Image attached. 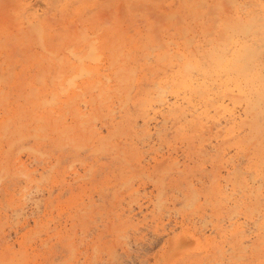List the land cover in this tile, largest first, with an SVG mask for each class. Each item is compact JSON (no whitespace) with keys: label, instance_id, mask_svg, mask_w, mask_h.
Here are the masks:
<instances>
[{"label":"rangeland","instance_id":"374dc122","mask_svg":"<svg viewBox=\"0 0 264 264\" xmlns=\"http://www.w3.org/2000/svg\"><path fill=\"white\" fill-rule=\"evenodd\" d=\"M6 1L8 2L9 0H0V4L4 2V5L1 4V7H3L0 10L2 12H5V10H7L8 8L10 9H8L7 12L9 11L11 13L6 12L7 17L12 14L8 19H13L12 9L10 8V5L12 4L15 5V7L18 5V11L19 13H21L20 19H22L23 16L25 17L23 19H26L27 16H31V14H33V11L38 10L36 14L38 15L39 19H43V26L44 28H46L45 37L48 38L57 31H61L64 35L69 31V29H74L76 31L88 30L87 32L89 33V35L91 34L92 36L97 35L101 37V34L106 31V28L111 33V30L115 29L121 24L120 28H124L123 30H126L125 32L127 35L132 36L135 33L134 36L136 38L142 35L140 37L141 42L144 41V33H148L150 31L149 25H153V28L154 26L156 27L157 25H159V27L161 28V32H158V34L164 36H162V39L164 38L163 40H165L167 38L166 36L168 35L173 36V42L177 41L178 43L182 44L185 40L184 37L181 38L182 35H180L175 27H179L180 24L169 25L170 27H168V25L165 26L166 24L160 25L161 23H165L166 21H164V19L159 16V14H162L163 11L169 13L177 12L176 14L179 13V17L176 19V17L178 16L176 15L174 19L179 20L181 18L180 15L183 13L181 11V8L182 5H184V0H14V3H7L10 5H7ZM209 1L211 2V0ZM238 1H241L242 3L245 2L243 6L247 8H252L254 11H259V4L254 3L257 2L256 0ZM136 2L137 4L135 5ZM120 3L123 5H120ZM118 4L120 5L119 7ZM131 5L134 7L132 8ZM141 5L144 6L142 7ZM149 6L150 8H148ZM4 7H6L7 9ZM15 7L13 6L12 8ZM3 8L4 10H2ZM254 8H256V10ZM118 10L120 12H118ZM77 11H80L82 13H77ZM102 11H106L108 13L105 14L106 12H104L101 16ZM65 13L68 15H64ZM92 13L94 16H92ZM1 14V17L5 16L3 15V13ZM183 14H185L186 20L190 22V27L192 26L189 35L194 36L193 44H201V47L204 49L210 47L208 39L211 38V36L205 35L203 32L199 31L200 28L193 21V16L188 15L186 12H184ZM154 15H156L157 17ZM6 16L5 19H2L5 21L4 30H6V32L14 31L15 33V27L12 26V24L16 23L17 21L14 22L12 20L10 22L13 23H10L9 21V23H7ZM115 16L117 17V19ZM122 16H124V18H122ZM158 18L162 19V22L159 23ZM83 19L87 20H85L84 22ZM118 19L122 22H119ZM155 19H158L157 23L159 24H155ZM116 20H118V23L116 22ZM109 22L113 24L111 25L109 24ZM143 22H147V24ZM6 23L9 24L7 25L9 27H6ZM94 25H97V27ZM114 25L115 28L112 27ZM98 26L100 28H102V26L103 28H105V26L107 27L105 29L102 28V30L99 31L97 30ZM7 28L10 29L7 30ZM49 33L51 34L49 35ZM137 33L138 35H136ZM178 36L180 37L178 38ZM53 41L57 42L55 38H53ZM25 43L28 44V41H26ZM9 46L12 47L14 54V63L17 64H14V68L16 67L15 71L18 72V70L20 71L25 65L24 63H27L25 56H21L22 44L21 46H14L12 44H9ZM28 46L29 52H31V50L37 52L41 51L40 47H38V44H28ZM173 46H175V44ZM182 47H184L183 44ZM258 49L260 51V59L264 62V43H262V45H259ZM137 50L135 54H138V73L139 75H144L145 77H141L142 79L136 82L131 93V103L127 108L122 109V105H120L121 102H119L118 98L114 97L113 100L116 99L114 100L115 102H109V106L104 107L101 110V113H103L104 116L101 114L102 117L100 115L98 116L99 118H97L98 120L94 118L92 122L96 130L98 129V131H101L99 135L103 136L110 134V131L112 130V126L114 124L116 125L120 121L123 122V124L128 129L126 128L124 132L120 134L117 133V135L111 134L113 135L112 142L119 144L120 147H125L127 150L134 154H137L135 157L136 160L134 159V157H132L131 159L129 152L126 154V158L130 159L124 160L122 159L124 155L120 154L121 158L119 156L117 157L115 151L111 149L95 151L92 147H86L79 150L71 146H58L55 144V142H53V138L55 135L50 129L51 127H48L49 125L43 128V131L41 132L43 134V138L36 137L33 132V127H36L37 123L35 121H29L31 113L33 112H31L23 120L26 126L24 127L25 129H21L25 137H22L24 139H21L22 142L19 141L12 150H9L7 140L4 138L0 139V151L3 152L4 150V152L6 153V151L8 150L6 153L7 155L4 154V152L0 153L1 158L2 160L7 159V161H9L8 164H12L9 172L0 168V264H4V261L7 259V264H219L220 260L216 259H219V257L221 258L222 253H225L223 264H260L261 262H263L261 264H264V250H261L259 252L254 249V245L257 244L261 245L264 248V230L258 229L260 228V222L264 223V218H262L264 217V179L262 178V176L264 177V154L262 156L259 149L253 143H250L247 140V137H245V135H247L248 133V128L245 127L246 125H243L242 122L235 125V129H237L239 126H243V129H245H242L240 132L235 133L234 135H232V137L231 135L226 136V134L233 130L234 126L231 124H226L223 119L217 126H212L209 129L205 128L204 132L200 134V137L198 136L199 138H197V133L199 131H197L194 127L185 126V124L187 125V123L184 124V122H186L185 120H183L182 123V120H176V122L174 121V119H171L168 122L167 129L165 130V133L163 134L164 136H162L163 138H161V140H159L156 135L152 133L154 131V121H152V123L154 122L153 124L151 122L149 123V126H152L151 133L153 135H147V128L145 125H143L142 119L147 110L149 109L148 112H150L151 107L155 108L157 107L155 106L157 104H155L154 102V106L152 104L149 105V107L146 105L144 112V110H142V101H140L141 97H143V94L140 92L148 90L149 87L150 89L154 88L156 86V83L153 82V80H159L161 76L164 75V71L159 69V73H154L156 66H154L153 68L152 64H156V62L155 60H153V57H151L152 54L150 55L151 59L149 58V56L148 58L143 59L144 55L142 54L144 53V51ZM140 56L142 58H140ZM22 59H24L25 61ZM144 66L146 68H144ZM147 72L150 74H146ZM27 73H35V69H31L30 71H27ZM27 75L28 74L21 75L16 79V82L12 83L13 86L11 101L13 102V105L20 102L24 104L25 108L29 106L28 102L31 99L30 96L32 95V93H34V91L25 89L27 93L24 94L22 93V88L24 86L16 88L19 86L16 85L17 82L19 80H23L22 77L25 78ZM28 77L29 76L26 77V80ZM150 78L152 79V81ZM6 85L3 86V89L4 91H9L8 89L10 88V86ZM37 85H39V83ZM143 86L146 87L143 88ZM139 90L141 91L139 92ZM138 92L140 94H138ZM18 93H22L21 95H23V97H19ZM28 93L30 94V96H25L28 95ZM96 93L97 92L95 91L94 94ZM90 95V92H86L84 95L85 99L82 96V99H78L79 101L77 100V104L80 106L79 108L84 109L82 111L87 110L86 112L89 113H91L90 111L92 110V105L87 104ZM84 100L86 102H84ZM25 101L26 103H24ZM80 102H82L81 104L84 107L80 105ZM85 105L87 107H85ZM129 109L130 112L128 111ZM210 110L211 111L209 115L214 116V113L212 112H215V110L212 109V107L210 108ZM126 112L129 115V118L127 117ZM106 113L108 117L105 115ZM0 114L1 118L3 112ZM150 114L151 115L148 114L147 118L152 116V113ZM187 119H192V117H188ZM68 122H70V119H68ZM95 122L96 126L94 125ZM131 122H133L132 124H134V126L131 124ZM259 122H262L264 125L262 117L261 119L259 118ZM28 123L31 124L29 125ZM159 123L160 122L158 121L157 126L161 125V123L160 125ZM46 124L47 123L43 122L44 126ZM128 124H130L131 127ZM180 127H185V130H183V132L179 131ZM187 127H189V129ZM48 128L51 131L48 130ZM133 128L134 131H132ZM184 133H186V135ZM124 134L125 136H123ZM191 135L194 138L190 137ZM216 138H219L220 140ZM237 138H241L242 141L238 143L240 144V146H237L239 148L236 147V149H234L236 145L233 144ZM170 142H172V144ZM202 145L204 146V148L202 151H200ZM212 145L213 147H211ZM241 147L244 150H241ZM169 150H171L172 153ZM243 151H246V153H244ZM29 152L32 153L30 154L32 156L29 155ZM255 157L257 158L256 161ZM261 157L263 159H260ZM18 158L21 160V166H23L27 172H32L34 178L31 182L28 181L24 174L20 172L18 174L14 173L15 171L13 170V167H15L16 165L13 164L17 163ZM13 161H15V163ZM232 162L234 163V165L236 163H239L236 164V166L239 167L240 165V168L243 169V172L245 171L243 174L245 177H240V180L243 181V185L245 187L243 188V190L239 189L240 191H242V193L237 191L236 198L234 195L233 200H240L238 203L240 204L241 210L244 215H252L248 208V204L249 207L257 206L261 211H263L260 216H258L259 214L257 216H254L257 225L256 227L254 223L250 222L254 220L253 217L252 219L250 218L248 220L245 219L241 214L239 217L241 220L239 219L240 221L238 220V222L236 221V217H234V219L231 218L233 216L231 212L234 204L227 205L225 199L227 198L226 195L230 196L229 192L231 191L232 184L229 183L233 182L234 178H231V176L226 173L227 171L225 166L228 163ZM157 163L160 164L156 165ZM229 165L230 164H228V166ZM251 167L253 168L251 169ZM49 168L52 169L48 170ZM118 168L121 170H119ZM228 168L231 169V167ZM259 169H261V171ZM123 170L124 173L122 174L121 172H123ZM258 170L261 172V176ZM251 175H257V177L260 176L259 179L256 177L258 180H260V182L253 181V176ZM228 178H230L229 180L231 182L227 180ZM216 179L219 181V184L221 186L220 189H222L221 191H223L225 194H222L220 196H216L218 195L216 194L213 195V197H210L212 195L209 191L212 190L213 181ZM246 180H248V183L252 182L249 183V185H251L252 187L249 186L248 183L246 184L248 186L245 185V183L247 182ZM36 182L38 183L37 186L35 184ZM31 186L33 187L31 188ZM257 186L261 188V194L258 195V200L255 197L257 193L256 190L258 189ZM29 187L30 189H27ZM37 187L38 190H36ZM26 189L31 193L28 194L29 191L27 193ZM195 189H197V196L199 194V196H196L195 198L198 199L193 198V190ZM249 189L251 192H249ZM242 194L244 196H246L247 194L249 195H247V197H243ZM31 197H34V200L39 201V208H36L35 205L32 204L33 199ZM217 199L219 200L218 203L220 205L217 203ZM224 204H226L227 206ZM218 209L220 210L218 211ZM246 211L247 213H245ZM17 213L19 214L17 215ZM230 218L232 220H229ZM237 224H241L242 230H245L247 228L244 231L245 236H248L246 239L244 238L245 244H248V248L245 249V252L241 251L240 240L242 239L240 238V235L237 236L238 238L236 237L232 239L229 234L232 228ZM217 231H220L222 233L224 232L223 234L226 235L220 237ZM191 233H195L196 237L200 236L198 238V240L201 239L199 243H197L195 239H191L189 241L190 243L186 242L182 244L181 242L177 243L178 241L175 243V236H180L181 240L184 241L186 238L185 236H188V234ZM217 234L219 236H217ZM248 238L250 239L248 240ZM203 242L206 243L205 246L204 244H201ZM235 242L237 243L235 244ZM229 245L232 246V251ZM236 247H238L239 249ZM230 253H233V257L231 259L229 258ZM215 260L216 262H214Z\"/></svg>","mask_w":264,"mask_h":264},{"label":"bare ground","instance_id":"6f19581e","mask_svg":"<svg viewBox=\"0 0 264 264\" xmlns=\"http://www.w3.org/2000/svg\"><path fill=\"white\" fill-rule=\"evenodd\" d=\"M50 1H52V0H50ZM126 1H128V0H126ZM251 1H253V0H251ZM256 1L257 2H254V3L259 4V6H260V7L258 6L259 11H254L252 8H247V7L243 6L245 2L242 3L241 1H238V0H226V1L225 0H221V1L211 0V2L209 0H191V1L184 0V3H183L184 5H182V8L180 7L182 9L181 11L183 13L186 12L188 15L193 16L192 17L193 21L200 28L199 31L203 32L205 35L211 36V38L208 39V43L210 44V47H208L206 49L202 48L201 44H198V43L193 44L194 43V40H193L194 36L189 35V33L191 32L192 26L190 27V22L186 20L185 14H183V13L180 15L181 18L179 20H176L179 17V15H178L179 13L176 14L177 12L176 13L175 12L169 13V12L163 11V13L159 14V16L161 18H163L164 21H166L165 23H161L160 25L166 24L165 26L168 25V27H170L169 25L180 24L179 27H177V26H175V27H176L177 31L180 33V35H182L181 38L184 37V39H185L182 43L184 45V47H182V44L178 43L177 41L173 42V36L172 35H168V36L165 35L167 38L165 37L166 38L165 40H163L164 38L162 39L163 35L161 36L158 34V32H161L160 31L161 28L159 27V25H157L160 22H162L161 21L162 19H160V18H158L159 23H157L158 19L157 20L155 19L156 23L153 21L157 25L156 27L154 26V28H153V25H149L150 27L148 26L150 28V31L148 33H144V35H143L144 41H142V42L140 41V39H141L140 37L142 35L140 37L137 36L138 38H136L134 36L135 33L132 36L127 35L125 32L126 30L124 31L123 30L124 28H122V29L120 28L121 24H120V26H117L116 28H115V25L112 26L115 28L113 30H111L109 28L111 30L112 34L109 32V30H107V28H106L107 26H105L106 31L101 34V37L97 36V35L96 36H92L91 34L89 35V33L87 32L88 30L87 31L86 30L76 31L74 29L73 30L69 29V31L67 30L68 32H66L64 35L61 31H57L58 33L56 32L48 38V37H45L46 36L45 35V32H46L45 29L46 28H44V26H43V23H44L43 19H39L38 15L36 14L38 10L33 11V14H31V16H27L26 19H23L25 17L22 15L23 18L20 19L21 13H19V11H18L17 3H16L17 6L15 7V5H13V4L12 5L7 4L8 2L14 3V0L13 1L9 0L8 2L6 1V4L10 5V8L12 9V13H13L12 18L13 19H8L12 14L8 17L6 16L7 13H11L9 11L7 12V10L9 8L7 9L6 7H4L7 10H5V12H2L0 10V14L3 13V15L6 16V19H7L6 22L7 23H9L12 20L14 22L15 21H17V22L12 24V26L15 27V33H14V31L6 32V30H4V27H5L4 22L5 21L2 20V19H5V16L4 17L0 16L1 17L0 18V109H1L0 113L3 112V115L0 118V139H3V138L6 139L8 149L12 150L13 147L19 141H21V139L24 140L22 138V137H24V134L22 133L21 129H23L26 126V124L24 123L23 120L31 112H33V113H31L29 121H35L37 123V126L33 127V132H34V135L36 137L43 138V134L41 132L43 131V128H45V127H47V125H49L48 127H51L50 129L53 131V133L55 135L53 138V142H55V144L58 146L59 145L60 146H71V147L79 149V150L86 148V147H92L95 151L108 150V149L110 150L111 149V150L115 151V154L117 157L118 156L120 157V154L124 155L122 157V159H124V160L130 159V158H128V159L126 158V154L129 152L131 159H132V157H134V159H135L137 154H134V153L130 152L129 150H127L125 147H120L119 144L112 142V136L113 135H111V134H115V135H117V133L120 134V133L124 132V130L127 128L123 124V122L120 121L116 125L114 124L112 126V130L110 131V134L109 135L107 134L108 136L107 135L106 136L99 135L101 131H98V129L96 130V128L93 126L92 122H93L94 118L97 119V118H99L98 116H100L101 114L103 115V113H101V110L104 107H108L109 102L110 103L112 101H113L112 103L115 102L114 100H116V99L113 100L114 97L119 99V102H121L120 105H122L121 106L122 109L127 108L129 106V104L131 103V101H132L131 100L132 90H133L136 82H138L140 79H142L141 77L144 76V75L143 76L139 75V73H138V69H139L138 68V66H139L138 56H137L138 54L137 55L135 54L136 50L138 49V50L144 51V53L142 52L143 53L142 55H144L143 59L148 58V56L150 58V55L152 54L151 57H153V60H155V62H156V64H152L153 68H154V66H156L154 73L158 72L159 69L164 71V75L161 76V78L159 80H157V81L153 80V82L156 83V86L155 87L151 86V87H154V88L150 89V87H149L148 90L143 89L144 90V91L142 90L143 92H140L141 90H139V92L143 94V97H141L140 101H142V108H143L142 110H144V112H145V106L146 105L149 107V105H151V104L153 105L154 102H155V104H157V105H155V106H157V107H155L156 109L154 107H151L150 112H148V110H149L148 108H147L148 110L146 109L148 113L146 112V114H144L143 119L140 117L143 120L142 121L143 125H145L147 128V132H146L147 135H153L152 133H154L156 135V137L159 140H161V138H163L162 136H164L163 134L165 133V130L167 129L168 122L171 119H174V121H176V120L181 121L182 120V123H183V120H185L186 122H184V124L187 123V125L185 124V126L194 127L197 131L200 132V133L199 132L197 133V138H199L200 134L202 132H204L205 128L209 129L212 126H217L218 124L221 123V120L223 119V121H225L226 124H231L234 126L233 130H231L230 132H228L226 134V136L231 135V137H232V135H234L237 132H240L243 129V126H239L237 129H235V127H236L235 125L242 122L243 125H246L245 127L248 128V133L246 132L247 135H245V137H247V140L250 143H253L259 149L260 154L263 156V154H264V125L262 122H259V118L261 119V117H262V120L264 121V62L260 59V51H259L258 47H259V45H262V43H264V0H256ZM3 3H1V4H3ZM121 3H122V1H121ZM121 3H120V5H123ZM1 4H0V9L3 7V6L1 7ZM136 4H137V2L135 3V5ZM120 5L118 4V7ZM13 6L15 8H12ZM22 6H23V4H22ZM255 6H257V5H255ZM101 7H102V5H101ZM133 7L134 6H132V8ZM204 7H206V8H204ZM4 8L2 10H4ZM98 8H100V7H98ZM148 8H150V6ZM152 9H154V8H152ZM254 9L256 10V8H254ZM257 10H258V8H257ZM110 11H111V9H110ZM150 11H151V9H150ZM104 12H106V11L101 12V16L103 15ZM118 12H120V11L118 10ZM147 12H149V11H147ZM77 13H82V12L77 11ZM107 13L108 12H106L105 14H107ZM118 14H120V13H118ZM125 14H124V16H125ZM157 14H158V12H157ZM64 15H68V14L65 13ZM176 15H178V16L176 17ZM92 16H94L93 13H92ZM106 16H108V15H106ZM124 16H122V18H124ZM154 16H156V15H154ZM142 17H143V15H142ZM147 17H149V16H147ZM175 17H176V19H174ZM118 18H119V15H118ZM122 18H121V20H122ZM116 19H117V17H116ZM85 20H87V19H83L84 22H85ZM118 20H116V22ZM121 20H119V22ZM138 20H139V18H138ZM67 21H68V19H67ZM100 22H103V21H100ZM130 22H133V21H130ZM7 23H6V27H9V26H7L9 24H7ZM10 23H13V22H10ZM76 23H78V22H76ZM143 23L147 24V22H143ZM80 24H81V21H80ZM109 24H111V23L109 22ZM79 25H78V29H79ZM94 26L97 27V25H94ZM10 28H12V27H10ZM102 28H103V26H102ZM102 28H100L98 26L97 30L101 31ZM105 28H103V29H105ZM9 29L7 28V30H9ZM138 32H139V30H138ZM5 33H7L8 35ZM50 34L51 33H49V35ZM2 35H4V36H2ZM136 35H138V33ZM179 37L180 36H178V38ZM53 38H55L57 42H54ZM127 39H128V41H127ZM26 41H28L29 45L38 44V47H40L41 51L37 52V51L31 50V52H29V46L27 43H25ZM9 44H12L14 46H18V45L21 46V44H22V48H21V54L22 55L21 56L22 57H23V55L25 56L27 63H24L25 65L22 67V69L20 71L18 70V72L15 71L16 67L14 68V64H15L14 59H13L14 54H13L12 47H10L11 45L9 46ZM25 44H27V45H25ZM172 44L173 45L175 44V46H173ZM43 51H44V53H43ZM19 52H20V49H19ZM17 55H19V54H17ZM140 58H142V57L140 56ZM22 60H24V59H22ZM17 63H18V61H17ZM147 64H148V62H147ZM15 65H17V64H15ZM140 65H142V64H140ZM33 68L35 69V73H30V74L27 73V71H30ZM144 68H146V67L144 66ZM23 73L28 74L27 76H29V77L27 78V80H26L27 76L25 78L22 77L23 80H19V81L17 80L18 82L16 85H19V86L16 88H20V86H24L22 88V90H23L22 93H24V94L27 93L25 91V89H29L31 91H34V93H32L31 96L29 93H28V95H25V96H30V98H31L29 100V102L27 101L28 105H29L27 108L24 107L23 103L18 102L15 105H13V102L11 101L12 86H13L12 83L16 82V79L19 78L21 75H24ZM146 74H150V73L147 72ZM155 76H156V74H155ZM152 77H154V76H152ZM151 81H152V79H151ZM35 83H37V84L39 83V85H37ZM6 84L10 86L9 89L7 88L9 91H4V89H3V86H5ZM145 87L143 86V88H145ZM95 91L97 92L96 94H94ZM137 91H136V93H137ZM86 92H90L92 95V96L90 95L88 103H87L89 105L90 104L92 105V107H91L92 110L90 111L91 113L86 112L87 108L85 109L86 111H82L84 109H80L79 108L80 106L77 104V102L79 101L78 99H82L83 97L85 99L84 95ZM139 92H138V94H140ZM21 94L18 93V96L23 97V95H21ZM19 97H17V98H19ZM22 99H24V98H22ZM17 100H19V99H17ZM17 100H16V102H17ZM26 100H27V97H26ZM84 102H86V101L84 100ZM24 103H26V101ZM81 103L82 102H80V105L82 106ZM134 105H135V103H134ZM111 106H113V105H111ZM138 106H137V108H138ZM82 107H84V106H82ZM85 107H87V106L85 105ZM211 107H212V109L215 110V112H212V113H214V116L209 115V113L211 111L210 110ZM108 110H109V108H108ZM125 111H127V110H125ZM128 111L130 112V109ZM109 112H110V110H109ZM120 112H121V110H120ZM133 113H135V112H133ZM150 113H152V116L147 118L148 114L151 115ZM89 114H91V115H89ZM126 114H127V112H126ZM102 115H101V117H102ZM105 115L107 116V113ZM141 115H143V114H141ZM115 116H117V115H115ZM128 116L129 115L127 114V117ZM188 117H192V119L188 120L187 119ZM158 118H159V120H158ZM68 119H70V122H68ZM138 120H139V118H138ZM157 120L161 123V125L159 123L160 126H157V124H158ZM152 121H154L155 124H153L154 122L152 123ZM43 122H45L47 124L44 126ZM150 122L154 125L153 126L154 131L152 133H151L152 126L151 127L149 126ZM114 123H116V122H114ZM132 123L133 122H131V124ZM112 124H113V122H112ZM208 124H210V125H208ZM94 125L96 126V122ZM128 125L130 126V124H128ZM132 125L134 126V124H132ZM104 126H105V124H104ZM179 126H183V125H179ZM189 127H187V128L189 129ZM220 127H222V126H220ZM141 128H144V127H141ZM50 129L48 128V130H50ZM99 130H101V129H99ZM183 130H185V127H180L179 131L183 132ZM210 130H212V129H210ZM220 130H222V129H220ZM132 131H134V128ZM192 131H194V130H192ZM141 132H143V131H141ZM205 133H206V131H205ZM184 134L186 135V133H184ZM16 135H18V136H16ZM25 136H26V134H25ZM123 136H125V134ZM175 136H177V135H175ZM48 137H49V135H48ZM190 137H192V135ZM113 138H115V137H113ZM192 138H194V137H192ZM133 139H134V137H133ZM216 139L220 140L219 138H216ZM120 140H122V139H120ZM155 140H157V139H155ZM189 141H193V140H189ZM240 141H242L241 138H237L235 140L233 145H236V146L234 149H236V147L238 145L240 146V144H238ZM147 143H148V141H147ZM170 143L172 144V142H170ZM253 144H252V146H253ZM0 145H1V142H0ZM211 147H213V145ZM249 147H248V149H249ZM203 148H204V146L202 145L200 151H202ZM214 148H215V146H214ZM237 148H239V147H237ZM253 148H255V147H253ZM240 149L244 150L242 147ZM7 151H6V153H7ZM169 151L171 152V150H169ZM3 152H4V150H3ZM3 152L0 151V153H3ZM92 152H93V150H92ZM6 153L4 152V154H6ZM244 153H246V151ZM8 154H10V153H8ZM30 154H32V153L29 152V155ZM258 155H259V152H258ZM30 156H32V155H30ZM206 159H207V157H206ZM260 159H263V158L261 157ZM233 160H235V159H233ZM256 160H257V158L255 159V161ZM13 162L15 163V161H13ZM204 162H207V161H204ZM233 162L228 163L231 166L230 165L228 166V164L225 166L226 171H227L226 173L229 176H231V178H234L233 182H231L229 180L230 178L227 179L231 182V183H229V182L228 183L232 184V186H231L232 188L230 187L231 188V191L229 192L230 196L226 195L227 198L225 197L227 205H229V204L233 205L234 204L233 208H232V212H231L233 214V216L231 218L234 219V217H236V221L238 222V220L240 219L239 217L242 214V216L245 219L249 220L250 218L252 219V217L254 219L255 215L257 216L259 214L258 216H260V214L263 213V211H261L260 208H258L257 206L249 207V204H248V208H249L250 212L252 213V215L251 214H248L250 216H248L246 214L244 215V213L241 210L240 204L238 203L240 200H238V201L233 200L234 195L236 198L237 191L242 193V191H240V190H243V188L245 187L243 185V181L240 180V177L242 178L244 176L243 174L245 171L243 172V169L240 168V165H239V167L236 166V164H239V163H236L234 165ZM8 163H9V161H7V159L2 160L1 154H0V168L2 170H6L7 172H9V169H10L12 164L10 165ZM20 163H21V160L18 158L17 163L13 164V165H16L15 167H13L14 168L13 170L15 171L14 173L18 174L20 172V173L24 174L26 176V178L28 179V181L31 182L34 178V176L32 175V172H30V171L27 172L26 169L23 166H21L22 163L21 164ZM241 163H242V161H241ZM159 164L157 163L156 165H159ZM251 164H253V163H251ZM213 165H215V164H213ZM53 166H52V168H53ZM228 167H231V169H229ZM120 168H121V166H120ZM252 168L253 167H251V169ZM51 169L49 168L48 170H51ZM261 169H259V170L261 171ZM119 170H121V169H119ZM217 170H218V168H217ZM255 171H252V172H255ZM121 173L123 174L124 170ZM257 174H258V172H257ZM251 176H253V181H259L260 182V180H258V179L261 176V172H260L259 177H257V175L256 176L251 175ZM254 176H255V178H254ZM262 178L264 179L263 176H262ZM80 179H82V178H80ZM246 181H245L246 182L245 185L248 183V180H246ZM122 183H124V182H122ZM126 183H127V180H126ZM249 183H252V182H249ZM249 183H248V185H249ZM35 184L37 186L38 183L36 182ZM226 185H227V182H226ZM248 185H246V186H248ZM249 186H251V185H249ZM32 187L33 186H31V188ZM220 187L221 186L219 184V181L217 179L214 180L212 190L209 191L212 196H210V195L209 196L213 197V195H216V194H218L216 196H220L222 194H225L223 191H221L222 189H220ZM27 189H30V187ZM250 189H249V192H251ZM36 190H38V187L36 188ZM260 190H261L260 187H258V189L256 190L257 193H256L255 197L257 198V200H258V195L261 194ZM28 191L29 190H27V193H28ZM193 192H194L193 198H195L197 196V189L193 190ZM262 192H263V190H262ZM30 193L31 192L29 191L28 194H30ZM25 195H26V193H25ZM239 195H241V194H239ZM247 195H249V194H247ZM247 195L246 196L243 195V197H247ZM198 196H199V194H198ZM32 199H33L32 204L35 205L36 208L37 207L39 208V201L34 200V197ZM195 199H198V198H195ZM218 199H217V203L219 202ZM237 199H235V200H237ZM226 204H224V205H226ZM219 210L220 209H218V211ZM262 210H263V208H262ZM245 213H247V211ZM18 214L19 213H17V215ZM231 218L229 220H232ZM262 218H264V217H262ZM250 222L254 223L255 227L257 226L255 219L250 221ZM257 223H258V221H257ZM234 224H236V223H234ZM259 227L260 228H258V229L264 230V223L260 222ZM245 230H242L241 224H237L232 228V230L230 232L228 231L230 236L232 237V239L236 238L238 235H240V238L242 239V240H240V244H241L240 246H241L242 252H245V249L248 248L247 247L248 244L246 245L245 241H244V238L246 239L248 237V236H245V234H244ZM217 232L220 235V237L226 235V234H223L224 232L223 233L220 231H217ZM218 234H217V236H219ZM185 237L186 238L183 241V240H181L180 236L179 237L175 236V238H174L175 243L178 241L177 243L181 242L182 244H184L186 242H189L191 239H193V240L195 239L197 241V243H199V241L201 240V239L198 240V238L200 236L196 237L195 233L188 234V236H185ZM249 239L250 238H248V240ZM206 241H208V240H206ZM234 241H236V240H234ZM237 242H238V240H237ZM237 242H235V244ZM246 242H247V240H246ZM182 244H181V246H182ZM201 244H204V246L206 245V243H204V242ZM229 247H231V251H232L233 250L232 246L229 245ZM236 248H238V247H236ZM254 249H256L259 252L261 250H264V248L258 244L254 245ZM247 252H250V251H247ZM251 252H253V251H251ZM246 254H248V253H246ZM221 255H222L221 258L219 257V259H216V260H220L219 264H223V261H224L223 259L225 257V253H222ZM6 257H7V255H6ZM232 257H233V253H230L229 258L231 259ZM214 258H216V257H214ZM243 258H245V257H243ZM206 260H207V258H206ZM216 260L214 262H216ZM7 261H8V259L4 261V264H7ZM254 261H255V258H254ZM261 263H263V262H261Z\"/></svg>","mask_w":264,"mask_h":264}]
</instances>
